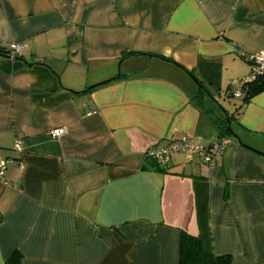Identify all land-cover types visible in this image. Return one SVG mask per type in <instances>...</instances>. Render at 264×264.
Returning <instances> with one entry per match:
<instances>
[{"label":"crops","instance_id":"0c3cea01","mask_svg":"<svg viewBox=\"0 0 264 264\" xmlns=\"http://www.w3.org/2000/svg\"><path fill=\"white\" fill-rule=\"evenodd\" d=\"M0 44V264H178L182 232L264 264V157L232 137L264 153V91L223 105L264 0H0ZM220 137L211 167L146 156Z\"/></svg>","mask_w":264,"mask_h":264},{"label":"built area","instance_id":"2783aa9c","mask_svg":"<svg viewBox=\"0 0 264 264\" xmlns=\"http://www.w3.org/2000/svg\"><path fill=\"white\" fill-rule=\"evenodd\" d=\"M21 48L22 46L18 44H10L6 50L10 57H17L20 55ZM262 75H264V53H260L252 58L251 73L247 78L231 83L232 96L239 98L242 94L243 86L252 83ZM49 134L51 139L56 140L65 134V130L64 128H59L52 130ZM230 145L231 141L229 139H219L208 147L188 142L185 139L171 140L164 148L149 150L146 156L163 167L168 163L172 153L180 152L185 154L186 158L190 161L196 155L199 158L200 165L211 167L214 165L216 158ZM14 149L16 153H21L20 142H16ZM6 164L7 162L0 163V180H2Z\"/></svg>","mask_w":264,"mask_h":264},{"label":"trees","instance_id":"16d2710c","mask_svg":"<svg viewBox=\"0 0 264 264\" xmlns=\"http://www.w3.org/2000/svg\"><path fill=\"white\" fill-rule=\"evenodd\" d=\"M0 56H9L8 51L5 46L0 44ZM231 88V87H230ZM264 91V75L259 76L252 83L243 86L242 94L239 99H241L242 104L247 103L251 97ZM232 98V92L229 94ZM226 119L225 130L226 135H231V129L228 127L230 125L231 117L228 115L224 116ZM223 132V133H224ZM229 133V134H228ZM219 139H229L226 137H220ZM156 162V161H155ZM159 169L156 171L160 173H166L165 169H161L156 162ZM178 264H232V258L230 255H214L208 253L204 250L202 241L198 237L190 236L186 233H181L179 242V261Z\"/></svg>","mask_w":264,"mask_h":264},{"label":"water","instance_id":"95a60500","mask_svg":"<svg viewBox=\"0 0 264 264\" xmlns=\"http://www.w3.org/2000/svg\"><path fill=\"white\" fill-rule=\"evenodd\" d=\"M13 59H15V60H20L19 58H16V57L13 58ZM93 87H95V86H93ZM93 87H92V88H93ZM90 89H91V88H90ZM215 104H216V103H215ZM216 106H217V108H218V109H219L224 115H226V111H224L219 105L216 104ZM218 106H219V107H218ZM232 137H233L234 141H235L240 147H242V148H244V149H246V150H248V151H250V152H253V153H255V154L259 155V156L264 157V153L258 152V151H256V150H254L253 148L244 145L236 135H233V134H232Z\"/></svg>","mask_w":264,"mask_h":264},{"label":"rangeland","instance_id":"374dc122","mask_svg":"<svg viewBox=\"0 0 264 264\" xmlns=\"http://www.w3.org/2000/svg\"><path fill=\"white\" fill-rule=\"evenodd\" d=\"M220 103L223 104L224 102H220ZM220 103L218 104L222 106ZM238 104H239V98H229L228 102L226 101L225 104L223 105L228 111H232L234 106H237Z\"/></svg>","mask_w":264,"mask_h":264}]
</instances>
